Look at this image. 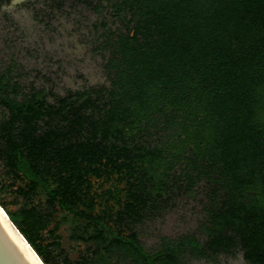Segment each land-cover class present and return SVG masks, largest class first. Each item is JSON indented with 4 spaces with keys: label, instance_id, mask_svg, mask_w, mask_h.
<instances>
[{
    "label": "trees",
    "instance_id": "obj_1",
    "mask_svg": "<svg viewBox=\"0 0 264 264\" xmlns=\"http://www.w3.org/2000/svg\"><path fill=\"white\" fill-rule=\"evenodd\" d=\"M48 1L118 25L108 83L56 94L0 68V205L43 262L264 264V0ZM198 190V232L147 244Z\"/></svg>",
    "mask_w": 264,
    "mask_h": 264
},
{
    "label": "rangeland",
    "instance_id": "obj_2",
    "mask_svg": "<svg viewBox=\"0 0 264 264\" xmlns=\"http://www.w3.org/2000/svg\"><path fill=\"white\" fill-rule=\"evenodd\" d=\"M82 3L48 0H0V68L14 63L15 74L26 88H44L56 94L108 83L106 50L101 23L117 26L108 15ZM51 99V97H50ZM204 185L202 181L198 189ZM203 191L177 199L174 208L148 228L147 244L161 233L176 237L198 232L203 218ZM191 264H214L195 259ZM218 264H242L241 254L220 256Z\"/></svg>",
    "mask_w": 264,
    "mask_h": 264
},
{
    "label": "water",
    "instance_id": "obj_3",
    "mask_svg": "<svg viewBox=\"0 0 264 264\" xmlns=\"http://www.w3.org/2000/svg\"><path fill=\"white\" fill-rule=\"evenodd\" d=\"M0 264H45L1 205Z\"/></svg>",
    "mask_w": 264,
    "mask_h": 264
}]
</instances>
